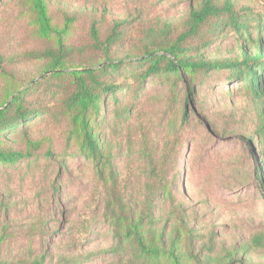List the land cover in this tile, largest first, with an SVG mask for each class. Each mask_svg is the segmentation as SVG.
Segmentation results:
<instances>
[{
    "label": "trees",
    "instance_id": "16d2710c",
    "mask_svg": "<svg viewBox=\"0 0 264 264\" xmlns=\"http://www.w3.org/2000/svg\"><path fill=\"white\" fill-rule=\"evenodd\" d=\"M50 2L8 0L16 7L15 17L25 22V30L19 46L0 51V164L13 166L40 155L62 156L71 148L90 160L94 192L114 239L108 249L114 264H264L246 259L250 253L264 251L262 231L223 256L212 257V246L197 253L199 231L175 196L166 169L173 160L174 145L163 149L160 158L155 152L144 153L143 182L134 183L122 177L113 155L117 146L103 130L104 105L112 101L108 125L112 133H118L141 105L144 84L152 79L168 86L174 101L175 87L185 76L187 99L198 78L223 72L225 82H240V89L247 90L254 101H262L264 0H191L180 19L146 23L118 18L107 23V17H96L90 7L82 12L61 11L60 26L52 22ZM81 18L88 21L87 30L72 42L70 28ZM225 38L235 42V53L214 56L211 46ZM127 93L130 102H126ZM262 110L257 113L254 135L244 141L254 157V176L264 202ZM38 117L66 124L58 152L43 149L42 140L28 131L29 120ZM187 117L184 111L181 120ZM171 129L177 131L174 123ZM216 236L213 232L210 239ZM237 255L242 257L237 260Z\"/></svg>",
    "mask_w": 264,
    "mask_h": 264
},
{
    "label": "rangeland",
    "instance_id": "374dc122",
    "mask_svg": "<svg viewBox=\"0 0 264 264\" xmlns=\"http://www.w3.org/2000/svg\"><path fill=\"white\" fill-rule=\"evenodd\" d=\"M190 3L52 0L49 6L52 22L60 26L64 20L61 11L82 12L90 7L96 17H107V23L113 18L136 23L175 21L184 16ZM16 14V7L3 0L0 51L15 48L25 30V22L21 19V23ZM87 22L81 18L73 23L68 34L72 42L84 36ZM260 38L264 46V31ZM235 47L232 38H225L215 42L210 52L225 57L233 55ZM224 74L198 78L187 99L185 76V81L175 87L174 101L168 86L147 80L141 105L118 133H112L108 125L113 116L112 101L104 105L103 130L117 146L113 155L122 177L143 182L140 170L145 165L144 153L155 152L160 158L163 149L174 145L173 160L166 168L174 183L172 190L199 231L197 253L212 246V257L225 255L255 232H264V202L254 176V157L244 141L254 135L257 113L261 108L264 113V98L254 101L247 90L239 88L240 82H225ZM125 98L130 102L129 93ZM184 111L188 117L182 121ZM171 123L177 131L172 132ZM27 126L32 136L42 140L43 149L58 152L63 148L66 124L38 117L29 120ZM94 191L90 160L74 148L62 156L40 155L13 166L0 164V264H114L115 257L108 250L114 239ZM213 232L217 236L211 240ZM235 257L238 260L242 256ZM248 258L264 261V251L250 253Z\"/></svg>",
    "mask_w": 264,
    "mask_h": 264
}]
</instances>
